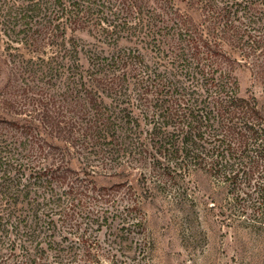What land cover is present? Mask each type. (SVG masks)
Masks as SVG:
<instances>
[{
	"label": "trees",
	"instance_id": "obj_1",
	"mask_svg": "<svg viewBox=\"0 0 264 264\" xmlns=\"http://www.w3.org/2000/svg\"><path fill=\"white\" fill-rule=\"evenodd\" d=\"M240 66L264 82V0H0V264L113 262L198 176L264 219Z\"/></svg>",
	"mask_w": 264,
	"mask_h": 264
},
{
	"label": "rangeland",
	"instance_id": "obj_2",
	"mask_svg": "<svg viewBox=\"0 0 264 264\" xmlns=\"http://www.w3.org/2000/svg\"><path fill=\"white\" fill-rule=\"evenodd\" d=\"M77 37L85 44L94 42L85 32ZM237 75L240 95L255 96L264 105V82L245 66L238 68ZM195 183L199 186L185 189L189 196L184 203L159 199L148 205L146 230L133 236V249L118 248L114 261L105 264H264L262 216L237 219L232 214H240L244 203L236 199L237 191L204 176H198ZM211 197L222 198L217 208ZM255 207L264 208L259 203ZM106 238L100 237L101 241Z\"/></svg>",
	"mask_w": 264,
	"mask_h": 264
}]
</instances>
